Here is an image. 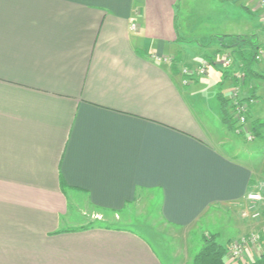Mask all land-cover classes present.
I'll return each mask as SVG.
<instances>
[{
    "label": "crops",
    "instance_id": "1",
    "mask_svg": "<svg viewBox=\"0 0 264 264\" xmlns=\"http://www.w3.org/2000/svg\"><path fill=\"white\" fill-rule=\"evenodd\" d=\"M177 1L0 0V264H163L131 229L76 223L70 213L119 217L147 191L159 194L172 229L221 219L233 232L222 246L264 229V176L222 124L216 96L231 114L242 62L234 56L235 67L212 66L185 84L182 69L218 48L179 42ZM222 4L246 19L221 36L260 42L257 1ZM219 15L227 11L207 13ZM253 70L264 74V57ZM239 87L256 98L249 122L264 123L251 109L264 104V80ZM249 193L263 199L257 221L242 215Z\"/></svg>",
    "mask_w": 264,
    "mask_h": 264
},
{
    "label": "rangeland",
    "instance_id": "2",
    "mask_svg": "<svg viewBox=\"0 0 264 264\" xmlns=\"http://www.w3.org/2000/svg\"><path fill=\"white\" fill-rule=\"evenodd\" d=\"M222 3L223 0H178L175 8L177 14L176 29L182 31L179 35L183 36V38H180L179 42L189 45L193 50L208 48L209 46L207 51L217 48V50L226 51V56L232 60L230 68H233L235 67L233 61L237 64V59H235L233 52L230 49H220L222 45H226L230 40L223 39L222 33L219 32L221 30H231L234 23L243 24L246 19V13L244 10L228 9ZM222 11H227V16L219 15L218 18H215V16L209 18L207 16V13L219 14ZM214 30L218 32L214 36L206 34L207 32L212 33ZM220 59L222 58L219 57ZM260 70L258 69L259 72ZM221 71L223 72L224 70ZM234 78L238 82L236 75ZM245 91V94H242L240 90L241 97L246 96L247 90L245 89ZM262 108L264 109L263 103L251 105V109L255 114L257 112V116L264 120V114L262 115L264 110L262 111ZM230 134L239 142L240 148L254 151L253 164L257 166L259 174L264 176V130L261 132L262 137H255L251 142L246 141L242 136L235 135L233 132H230ZM262 201L263 199L261 198V202L256 206L257 211H263ZM159 204V194L147 191L141 192L134 203L128 205L124 213L119 217L111 214L86 217L81 215L83 211L79 212L74 207L70 208V213L76 223L80 220L85 225L95 224L103 227L111 225L113 227L131 229L149 242L163 264H191L193 257L199 252L204 243L203 238H209L210 235L215 234L217 242L226 245L227 239L233 236L231 229L224 225L219 218L211 225L201 223L189 233L172 229L160 218ZM243 206L242 215L250 217L251 206L247 203H244ZM205 233H210V235L203 237ZM244 263L248 262L245 261Z\"/></svg>",
    "mask_w": 264,
    "mask_h": 264
},
{
    "label": "built area",
    "instance_id": "3",
    "mask_svg": "<svg viewBox=\"0 0 264 264\" xmlns=\"http://www.w3.org/2000/svg\"><path fill=\"white\" fill-rule=\"evenodd\" d=\"M261 8L264 9V0H256ZM260 49L257 55V61L259 62L264 57V35L259 43ZM232 60L228 56L223 57L218 62L210 64L207 60L202 61L196 67H184L182 69V75L186 77L185 84L205 76L209 69L212 66L218 67L220 69L226 70L230 68ZM238 86L232 89V98H231V116L235 123L234 134L237 136H242L248 142L254 140V134L250 127V104L253 100H250L249 103L246 101L249 97L240 96V85L243 84V74H238ZM247 201L251 202V219L258 220L262 216V211H257L256 206L261 202V196L256 193H249L247 195ZM264 247V229L259 232L250 233L243 237L238 238L237 240L230 243L227 256L228 260L232 262H237L242 259L243 254L250 248L258 249Z\"/></svg>",
    "mask_w": 264,
    "mask_h": 264
},
{
    "label": "trees",
    "instance_id": "4",
    "mask_svg": "<svg viewBox=\"0 0 264 264\" xmlns=\"http://www.w3.org/2000/svg\"><path fill=\"white\" fill-rule=\"evenodd\" d=\"M223 39H229V43L222 45L220 49H230L234 56L242 62L243 84L248 85L251 80H264V74L257 73L253 67L258 63L257 55L260 49L257 36H222ZM220 53V50L215 52L213 56L208 57L206 60L213 64V58ZM219 85V88L220 89ZM249 92L253 93L250 89ZM217 100L220 104L221 122L230 132H234L235 123L229 113L227 101L224 99L221 92H217ZM254 95L249 97L246 101L255 100ZM251 130L254 137L260 136L261 129L264 128V123L259 120L250 122ZM203 245L199 252L193 257L191 264H227L225 259L227 257L228 246L220 245L215 235H210L209 238H203ZM242 264H264V247L262 253L256 259Z\"/></svg>",
    "mask_w": 264,
    "mask_h": 264
}]
</instances>
